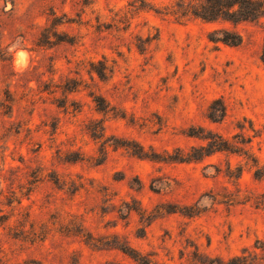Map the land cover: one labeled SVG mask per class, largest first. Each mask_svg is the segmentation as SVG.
<instances>
[{
  "label": "rangeland",
  "instance_id": "obj_1",
  "mask_svg": "<svg viewBox=\"0 0 264 264\" xmlns=\"http://www.w3.org/2000/svg\"><path fill=\"white\" fill-rule=\"evenodd\" d=\"M179 1L0 0V264H264V18Z\"/></svg>",
  "mask_w": 264,
  "mask_h": 264
},
{
  "label": "trees",
  "instance_id": "obj_2",
  "mask_svg": "<svg viewBox=\"0 0 264 264\" xmlns=\"http://www.w3.org/2000/svg\"><path fill=\"white\" fill-rule=\"evenodd\" d=\"M170 12L177 19L194 16L207 22L224 21L237 25L264 18V0H180ZM211 34L215 36L211 40L216 43L233 47L243 44V36L234 30L220 29ZM262 59L264 61V46ZM221 113V117H224V106Z\"/></svg>",
  "mask_w": 264,
  "mask_h": 264
}]
</instances>
